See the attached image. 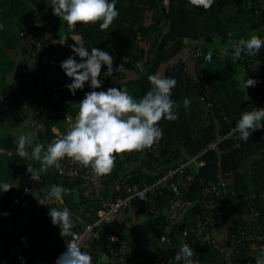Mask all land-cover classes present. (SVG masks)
<instances>
[{
	"label": "trees",
	"instance_id": "obj_1",
	"mask_svg": "<svg viewBox=\"0 0 264 264\" xmlns=\"http://www.w3.org/2000/svg\"><path fill=\"white\" fill-rule=\"evenodd\" d=\"M48 3L0 0V182L18 186L0 193V212L8 213L6 224L11 227L8 234L0 233V264H45L66 250L60 228L52 225L49 215L35 226L16 227L21 185L30 175L27 164L34 168L39 164L17 155L9 131L20 127L31 110L35 123L25 131L36 134L31 147L47 146L58 135L55 128L65 130L69 116L76 118L79 101L92 89L86 83L73 96L66 87L71 79L61 62L75 55L73 35L89 51L93 47L108 51L114 66L129 57L122 73L101 75L102 88L96 91L123 87L139 100L151 89L148 75L161 73L177 81L171 98L179 107L174 109L177 120L159 122L163 129L159 154L147 149L123 159L117 156L100 193L84 196L76 182H67L54 167L42 173L36 181L46 187L45 192L56 184L78 193V201L64 195L60 209L95 220L104 202L120 195L126 182L154 181L200 153L184 167V177L191 178L186 185L179 184L178 191L168 184L149 191L143 201H133L95 225L92 264H177L176 252L185 243L193 248L196 264H250L256 255L252 245L264 244V128L253 131L247 141L229 133L244 112L264 103V48L257 56L242 55L236 62L230 49L240 38L264 39V0H215L207 11L190 6L188 0H117L119 16L104 31L98 24L70 30ZM27 33L44 48L49 57L44 62L35 59ZM17 48L20 61L12 53ZM209 53L210 62L205 59ZM253 60H260L258 72L248 68ZM106 71L103 66L102 72ZM247 77L258 83L241 89ZM185 98L191 102L190 110L184 107ZM212 141L217 144L206 148ZM223 179L224 192L204 193L213 182L224 187ZM177 198L189 203L174 216L170 208ZM210 198L219 205L211 207ZM147 201L148 207L143 203ZM143 214L153 217L158 231H144V222L135 220ZM204 214L214 220L207 238V228L199 222ZM241 229L252 237L241 235Z\"/></svg>",
	"mask_w": 264,
	"mask_h": 264
},
{
	"label": "clouds",
	"instance_id": "obj_2",
	"mask_svg": "<svg viewBox=\"0 0 264 264\" xmlns=\"http://www.w3.org/2000/svg\"><path fill=\"white\" fill-rule=\"evenodd\" d=\"M214 2L215 0H188L190 6L202 7L205 11L211 9ZM116 3L117 0H50L53 15L59 17L62 23L66 22L70 30L81 24H98L101 31L107 30L119 16ZM73 39L75 43L71 48L75 55L61 62L62 70L71 79V83L66 87L73 96L77 90H82L86 83L92 90L86 92L84 98L79 101L75 121L69 120L66 133L57 135L47 146L36 144L31 147V132L21 131L13 136L17 155L39 164L37 168L27 164V173L32 180H39L41 174L47 173L50 168L61 170V162L65 158L84 168H90L97 177L110 175L117 156L123 159L125 154L151 148L163 136L159 122L178 119V113L174 109L179 105L171 98L172 89L177 84L174 78L161 73L148 75L151 89L139 100L134 99L123 87L96 91L102 88L101 75L107 78L113 77L114 73H122L125 64L129 63V57H123L122 63L114 66V57L108 51L96 47L89 51L82 39ZM262 48L264 39L257 35L240 38L230 49L232 60L239 61L242 55L255 57ZM75 56L80 57L79 62ZM205 59L210 62L211 53ZM103 66H107L106 72H102ZM259 66L260 60H253L248 68L258 72ZM257 83L256 79L247 77L240 87L248 89L255 87ZM190 103L189 99H184L185 109L190 110ZM261 128H264V108L258 107L244 112L229 135L238 133L240 139L247 141L253 131ZM29 147L31 152L28 151ZM14 186L17 185L0 182V193H7ZM68 191L69 189L62 185L53 184L46 198L63 202V197ZM48 215L52 225L60 228L61 237L74 236V224L68 208L50 207ZM81 248V244L66 240V250L56 259L55 264H92V256ZM252 248L256 255L251 257L250 264L253 260L255 264H264V244H253ZM192 257L193 248L185 243L177 250L175 260L177 264H196Z\"/></svg>",
	"mask_w": 264,
	"mask_h": 264
},
{
	"label": "built area",
	"instance_id": "obj_3",
	"mask_svg": "<svg viewBox=\"0 0 264 264\" xmlns=\"http://www.w3.org/2000/svg\"><path fill=\"white\" fill-rule=\"evenodd\" d=\"M32 37V33H27V40L32 45V53L35 54V59L37 61L44 62L49 57L46 55L44 48H41L39 44L35 43ZM44 46L45 48L47 47L46 44ZM42 50H44L43 53H41ZM259 107L264 108V103H262ZM257 108L258 107H255L253 110ZM68 127L69 124L65 126V130L55 129V131L58 133V135H62L66 133ZM216 144L217 141H212L207 144L206 148H212ZM160 147L161 144L159 140L148 150L157 155L160 152ZM199 154L200 153L193 154L191 157H188L186 160L181 162L174 169L165 170L163 174H161L154 181L149 180L143 182H126L122 188L123 191L120 193V195L104 202V206L99 210L98 217L95 220H87L82 216L74 213L73 211H70L71 219L74 224V228L72 230L74 236L62 238L64 247H66L67 240L70 243L81 244L82 251L90 254V252L92 251V241L97 236V231L94 229V227L99 221L104 218L109 220L114 213L125 208L131 202L143 201L145 198H147V193L149 191H160L161 187L163 188V186H166L167 184L170 185V187H172L174 190L178 191V185L181 183L183 185H186V180L191 178L190 174L184 177V167L187 166L190 162L196 161L198 159ZM58 171L63 177V179H65L67 182H76L79 190L84 196H89L93 193H100L104 190V176L97 177L91 172L90 168H84L83 166L71 161L70 159L65 158L61 162V170ZM176 173H178L177 178L175 177ZM222 184L224 185V187L217 185L213 182L210 185L204 187V193L206 195L212 193L220 194L224 192L227 188L226 180L223 179ZM26 189L28 190L27 192L25 191ZM45 191L46 187L42 184H38L36 180H32L30 175H28L24 179L20 189V200L17 204V228H21L24 226H35L36 224L40 223L46 216H48L50 207L59 208L62 202L48 200L46 198L47 192ZM202 200L204 201L205 199L202 198ZM210 201L211 207L214 205H219V203L215 201L214 198H210ZM143 203L146 205V207H148L150 204L149 201ZM187 203L189 202L185 201L182 198L175 199V201L171 205L170 212L172 213V215L176 216L177 211H179V209H183ZM199 222L200 224H204V227L207 228V238L210 234L211 228L213 227L214 229V226L212 225L214 220L209 215H206ZM238 232L245 237H252L250 231L248 232L247 230L241 229L238 230ZM239 241H241V239H239ZM53 242L56 243V236H54ZM121 242L124 244L125 241L121 240ZM123 253H126V248L123 250ZM4 260L6 261L7 259ZM55 261V258H51L49 260V263L45 264H55ZM129 262L131 261L129 260Z\"/></svg>",
	"mask_w": 264,
	"mask_h": 264
},
{
	"label": "crops",
	"instance_id": "obj_4",
	"mask_svg": "<svg viewBox=\"0 0 264 264\" xmlns=\"http://www.w3.org/2000/svg\"><path fill=\"white\" fill-rule=\"evenodd\" d=\"M73 37L76 39L77 36L76 35H73ZM12 53H15L20 60H22L23 57H21V53L19 52V48L15 49L12 51ZM16 74L14 73L13 76H15ZM69 120L71 121H75V117H72V116H69ZM35 123V119H33V113L32 111L30 110L29 114L25 117L24 119V122L21 124L20 127H16V128H11L9 133L11 135H18L19 132H25L26 130H31L30 127L31 125H33ZM55 129H58V128H55ZM33 138H36V134H34V136H32ZM3 213H5L4 210H2L0 212V233L2 234H8V230L11 228L8 224H6V216L3 215Z\"/></svg>",
	"mask_w": 264,
	"mask_h": 264
},
{
	"label": "rangeland",
	"instance_id": "obj_5",
	"mask_svg": "<svg viewBox=\"0 0 264 264\" xmlns=\"http://www.w3.org/2000/svg\"><path fill=\"white\" fill-rule=\"evenodd\" d=\"M74 189L75 188H73V189L69 188L68 194L78 201L79 195ZM135 220L138 223H139V221L144 222V224L146 225L143 228L144 231H148L151 234H153L154 232L159 230V225L154 221L152 216H148L146 214H143V215H139Z\"/></svg>",
	"mask_w": 264,
	"mask_h": 264
}]
</instances>
